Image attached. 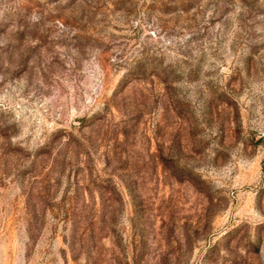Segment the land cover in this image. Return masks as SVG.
Instances as JSON below:
<instances>
[{"label":"rangeland","instance_id":"rangeland-1","mask_svg":"<svg viewBox=\"0 0 264 264\" xmlns=\"http://www.w3.org/2000/svg\"><path fill=\"white\" fill-rule=\"evenodd\" d=\"M0 264H264V0H0Z\"/></svg>","mask_w":264,"mask_h":264}]
</instances>
